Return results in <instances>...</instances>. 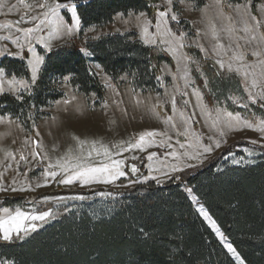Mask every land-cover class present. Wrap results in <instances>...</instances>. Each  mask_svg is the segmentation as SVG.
I'll return each instance as SVG.
<instances>
[{
	"label": "rangeland",
	"instance_id": "obj_1",
	"mask_svg": "<svg viewBox=\"0 0 264 264\" xmlns=\"http://www.w3.org/2000/svg\"><path fill=\"white\" fill-rule=\"evenodd\" d=\"M25 3L32 7L30 9L25 7L20 0H0L2 5L0 6V52L4 53L0 58L4 55L25 58L28 66V61L34 54L42 56L38 46L50 50L75 40L82 49L86 50V43L90 39L128 30L134 31L137 38L144 43L140 26L147 20L149 23L146 26L150 33L148 38H155L156 43L144 44L159 46L170 57L171 63L162 62L160 65L161 75L166 79L161 93L135 90L125 75L115 83L99 65L92 62V68L105 87L104 102L99 106H93L95 100L93 95L86 97L72 88L68 81L63 80L61 85L63 97L45 109L48 115L38 120L31 132L24 130L15 118L0 115L5 118L4 122H0V189H6L0 190V199L23 196L24 207H20L28 212L51 210L53 215L47 220L49 222L74 202L112 195L113 193L108 190L110 188L129 190L137 183L149 179L161 183L172 176L192 172L219 155L229 144H232L235 150L243 152L247 159L258 153L254 145L264 147V134L243 125L244 120L255 125L261 118L251 120L239 112L211 105L206 100L201 87L196 84L192 73L200 68V57H203L210 60L220 71L235 74L239 77L244 94V98L239 100L243 105L252 101L249 99L250 91L253 95L264 91V66L257 64L258 60L264 59V0H221L219 4L216 0H201L199 5L193 0H183V2L172 0L171 4L168 0H156L159 9L154 12V23H151L146 12H143L145 15L140 20L136 17L141 12H129L132 15L117 13L113 21L106 25L87 27L81 34L78 29L74 30L71 36L63 33L57 35L51 40L50 49L39 43L37 37L48 38L49 32L55 26L56 17H52V22L45 21L38 30L28 36H25L22 29L35 28L37 21L30 19L31 16L44 19L42 13L47 8H38L36 4L46 3L47 6H52L58 2L25 0ZM60 4L76 5L74 2ZM236 5H247V8L237 9ZM170 7L171 12H168L166 19H160L157 15L158 11H167ZM172 14L177 15L176 21L171 20ZM57 15L63 18L66 25H71L72 13L68 7L59 9ZM252 17L256 19L253 20ZM246 24L251 26L247 32L244 31ZM167 28H171L175 36L161 35ZM180 33L184 35L180 36ZM29 43L31 51H29ZM217 43L222 47H217ZM254 51L260 52L261 55L253 56ZM84 54L89 55L87 52ZM234 55L244 57L243 62L248 65L247 78L235 70L228 71V63H232L234 69L241 63L232 59ZM217 60H222L225 67L221 68ZM28 69L30 72L28 89L22 88L18 92H13L4 83V91H0V94L18 95L27 92L33 84L31 70L29 67ZM12 77L4 75L0 77V81ZM253 79L257 81L255 88H252ZM241 97L243 96H237V98ZM237 98L235 97L233 101L237 102ZM65 100L69 103L65 104ZM256 101L264 100L256 96ZM226 112L233 115L239 113L241 121L239 123L234 121L231 128L226 127L224 123ZM218 116L219 121H217ZM214 122L217 124L216 127H213ZM148 131L157 133L149 138L151 142L139 148L128 147L129 143H135L139 139L140 134ZM221 131L224 135H220ZM73 136L89 142L97 141L98 150L100 144L107 146L110 159L104 156L102 150L99 155L93 152L88 157L91 144H84L81 147ZM217 141L219 147L216 146ZM206 147L211 148V151H205ZM245 148L250 149L252 154L249 155ZM6 152H11L14 158L6 157ZM150 154H154L151 159H149ZM68 155L80 156L89 166L110 164L112 160L122 161L119 167L125 175L117 176L115 180L106 181L100 177L84 183L77 178L71 183H61V180L71 175V171L64 173L56 165L57 161L67 158ZM21 156L24 159H21ZM231 156L232 154L229 157ZM141 158L144 159V168L147 171L145 175L141 174L136 164L133 165L137 169L135 172L132 171L133 167L130 171H126V160L140 162ZM45 169L56 171L57 175L46 177ZM12 188L25 190L12 191ZM184 188L187 190L185 186ZM79 190L87 193L77 192ZM52 191L54 194L51 193ZM189 195L200 213L201 203L191 193ZM200 215L214 231L231 259L236 264H241L243 260L238 253L233 255L226 247L229 244L226 239L218 236L210 222L201 213ZM47 222L34 223L39 225L36 228L38 229ZM13 238H16L15 233Z\"/></svg>",
	"mask_w": 264,
	"mask_h": 264
},
{
	"label": "trees",
	"instance_id": "obj_2",
	"mask_svg": "<svg viewBox=\"0 0 264 264\" xmlns=\"http://www.w3.org/2000/svg\"><path fill=\"white\" fill-rule=\"evenodd\" d=\"M193 1L201 3V0ZM76 6L80 34L87 27L112 22L117 13L146 12L154 23V12L159 9L156 0H86ZM81 49L75 40L50 50L38 46L45 59L36 82L27 92L0 94V115L15 118L24 130L31 132L37 121L48 115L45 109L63 97L61 85L65 76L69 77L67 81L72 88L86 97L93 95V106H99L104 102L105 87L92 62L115 83L125 75L135 90L161 93L166 79L161 75L160 65L171 63V59L159 46L144 44L134 31L88 40V56ZM200 58V68L192 73L208 103L239 112L251 120L264 119V101H250L246 105L239 101L244 94L238 76L224 73L210 60ZM0 69L9 77L30 80L25 58L4 55L0 58ZM235 97L237 102L233 101ZM254 146L258 153L249 159L229 144L192 172L172 176L161 183L149 179L129 190L110 188L109 192L113 193L110 196L74 202L23 239H0V261L236 264L198 212L191 193L245 264H264V147ZM233 159L240 162L234 164ZM134 164L139 166L141 174L147 173L143 158L140 162L126 160V171ZM24 199L23 196L2 198L0 208L24 207Z\"/></svg>",
	"mask_w": 264,
	"mask_h": 264
},
{
	"label": "snow or ice",
	"instance_id": "obj_3",
	"mask_svg": "<svg viewBox=\"0 0 264 264\" xmlns=\"http://www.w3.org/2000/svg\"><path fill=\"white\" fill-rule=\"evenodd\" d=\"M169 4L172 3V0H168ZM183 2V0H181ZM221 0H216V3L219 4ZM21 4H24L25 7L31 8V5H28L25 3V0H20ZM2 6V5H0ZM36 7L44 9L47 8L46 11L42 13L44 19H39L37 16H31L30 19L37 21L35 28H27V29H22V31L25 33V36L30 35L32 32L36 31L39 29L41 24H44L45 21L52 22V17H56L55 21V26L53 27L52 31L49 32L48 38L45 39L44 37H37V41L41 44L44 45L45 48L50 49L51 47V40L55 38L57 35L63 33L66 35L71 36L74 32V30H78L80 27V20L79 17L76 15V5L71 4L69 5H63L60 3H55L52 6H47L46 3H38L36 4ZM62 7H68V10L72 13V23L70 26L66 25L64 23V20L62 17L58 16V10L61 9ZM241 7L247 8V5H236L237 9H240ZM168 12H171V7L167 9V11H158L157 15L160 19L165 20L167 17ZM118 15H122L118 13ZM129 15H132V13H129ZM145 14L141 12L139 16H137V20H140L141 17H143ZM177 15L172 14L171 15V20L176 21ZM253 20H255V17H252ZM147 23L149 21L145 20L144 24H142L141 27V36L144 39V43H156L155 38L149 39L148 37L150 36L149 30L147 28ZM5 27L11 26V25H4ZM159 27V24L157 25ZM251 26L247 25L244 28V31H248ZM257 27H259V24H257ZM161 35H172L175 36V33L172 32L171 28H167L164 33ZM184 33H180V36H183ZM215 29L213 27V36L215 37ZM15 43V41H13ZM183 45H181L182 47ZM29 51H31V44L29 43L28 45ZM217 47H222L219 43H217ZM203 50V49H201ZM81 51H85L84 49H81ZM174 51V49H173ZM4 53L0 52V55H3ZM19 53H17L18 55ZM253 56L259 57L261 55L260 52L254 51L252 53ZM44 57L40 55H33V57L28 61V67L31 70V82L34 84L36 82V77L38 72L41 69V65L44 63ZM234 61L238 60L241 61V63L233 68L232 63L227 64V69L228 71H233L235 70L237 73H242L245 78L248 77L249 73L246 71L248 65L245 64L244 57L242 55H234L232 58ZM217 63L220 65L221 68L225 67V63L222 60H217ZM257 64L264 66V59L258 60ZM4 71L0 69V77H3ZM69 79L68 76L64 77V80L67 81ZM6 83L8 85V88L10 91L13 92H18L20 89H28L29 88V83L26 80L23 79H17L15 76H13L11 79H7L6 81H0V91H4L3 84ZM257 85V81L255 79L252 80V88H255ZM256 96H259L261 100H264V91L258 92L255 95L249 92V99L252 100L253 102L256 101ZM18 99L21 97H17ZM75 99V97H73ZM65 104H68L69 101L65 100ZM224 116L226 117L224 123L226 127L231 128L233 126V122L239 123L241 121V117L239 113L233 115V113L226 112L224 113ZM169 120L171 117L168 118ZM220 117L218 116L217 121H219ZM5 118L3 116H0V122H4ZM243 125L248 127V128H254L256 131L261 132L264 134V119L259 120L258 123L253 125L251 122L244 120ZM217 124L214 122L213 127H216ZM157 135V133L153 131H148L140 134L139 139L136 140L135 143H129L128 147L129 148H139L142 145L151 142L149 138L154 137ZM220 135H224L223 131L220 132ZM73 139L77 141V144L79 146H83L84 144H91V151L87 153L88 157L92 155L93 152H96L97 155L100 154V150L103 151L104 156L107 159H110V154H109V148L103 144L99 145V150L97 149V144L98 142L93 140V141H86V140H80L78 137L73 136ZM211 139V137H210ZM123 143V141L121 142ZM252 143H256V141H252ZM216 146L219 147V142H216ZM115 147V145L113 146ZM246 152L251 155V150L245 148L244 149ZM205 151H211V148L206 147ZM33 155L35 156L36 153L34 152ZM154 154H150L149 159H151V156ZM231 155V153L229 154ZM5 156L8 158H14L13 154L11 152H6ZM21 159H24L23 156H21ZM243 159V158H241ZM240 161L237 159H233L232 163L236 164L239 163ZM122 163V161L118 160H112L111 163H103L99 166H89L87 165L83 159L80 156H72L68 155L67 158H64L60 161H57L56 167H58L61 171L64 173H68L71 171V175H68L66 179L61 180V183H71L72 180L74 179H81L82 182L88 183L92 179H99L100 177H103L106 181L108 179L115 180L117 176H123L125 173L120 170L119 165ZM51 167V166H50ZM137 169L135 166H133L132 171L135 172ZM44 175L47 176H52L55 177L57 175L56 171H51L49 169H45ZM39 186V185H37ZM0 190H6V189H0ZM12 191H24V188L16 189L12 188ZM189 191H191L189 189ZM200 213L207 219L213 229L216 230V233L218 236L223 237V233L219 231V228L216 225V222L211 219V217L208 215V213L205 211L203 205L200 206L199 209ZM52 212L51 210L48 211H34V212H28L23 210L20 206L15 207L14 209H9L7 207L5 208H0V239H3L4 241L11 240L13 238V234H16V238L18 239H23L24 236H26L30 231H34L39 225L37 223H34L36 221H41V222H47L49 218H52ZM22 234V235H21ZM226 247L229 249L230 252L233 253V255H237L235 249L232 247L231 244H227ZM0 264H12V262L9 261H0ZM241 264L243 262L241 261Z\"/></svg>",
	"mask_w": 264,
	"mask_h": 264
},
{
	"label": "water",
	"instance_id": "obj_4",
	"mask_svg": "<svg viewBox=\"0 0 264 264\" xmlns=\"http://www.w3.org/2000/svg\"><path fill=\"white\" fill-rule=\"evenodd\" d=\"M86 0H56V2L58 3H67V2H74V3H79V2H83Z\"/></svg>",
	"mask_w": 264,
	"mask_h": 264
}]
</instances>
